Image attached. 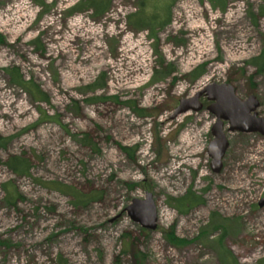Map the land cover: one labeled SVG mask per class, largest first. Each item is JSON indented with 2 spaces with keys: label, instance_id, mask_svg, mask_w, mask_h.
<instances>
[{
  "label": "rangeland",
  "instance_id": "obj_1",
  "mask_svg": "<svg viewBox=\"0 0 264 264\" xmlns=\"http://www.w3.org/2000/svg\"><path fill=\"white\" fill-rule=\"evenodd\" d=\"M78 1L0 0V264H264V137L226 125L214 174L209 103L169 120L181 98L223 83L255 96L264 119V65L252 63L264 52V0H177L157 45L126 25L138 0L67 14ZM160 60L172 73L152 82ZM12 68L41 95L12 83ZM11 156L27 175L5 166ZM147 193L155 231L125 211ZM171 228L183 242L164 239Z\"/></svg>",
  "mask_w": 264,
  "mask_h": 264
},
{
  "label": "water",
  "instance_id": "obj_2",
  "mask_svg": "<svg viewBox=\"0 0 264 264\" xmlns=\"http://www.w3.org/2000/svg\"><path fill=\"white\" fill-rule=\"evenodd\" d=\"M201 99H205L209 103L205 110L215 119L211 128L213 140L208 146L207 154L211 159V171L214 174H219L222 170L223 158L229 147L224 126L227 125V132L230 133H258L264 137V119L257 114L259 101L255 96L250 95L244 100H240L236 96L234 87L223 83L206 85L193 96L181 98L173 110L170 120L188 112L202 111ZM262 205H264V199L259 203L260 207ZM125 211L129 218L139 224L142 229L156 230L158 218L151 193H147L143 200L133 199Z\"/></svg>",
  "mask_w": 264,
  "mask_h": 264
},
{
  "label": "trees",
  "instance_id": "obj_3",
  "mask_svg": "<svg viewBox=\"0 0 264 264\" xmlns=\"http://www.w3.org/2000/svg\"><path fill=\"white\" fill-rule=\"evenodd\" d=\"M112 1L113 0H79L72 8L68 10L67 14L73 15L74 13L90 12V14L94 15L95 17H101L108 12L109 6ZM176 1L177 0H166L163 2V4L160 5L161 3L160 0H138L135 11L126 16V25H128V27L130 29H133L134 31H143V30L147 31L149 39H151L154 42V44L157 45L158 31H160L161 29H164L169 24L170 11ZM221 1L222 0H209V3L211 4L213 8L221 7L222 9V4L219 3ZM219 4H221V6H219ZM39 5H41L42 7L44 6L42 1L39 2ZM35 43L36 41L33 42V44ZM155 52H157L156 47H155ZM252 63L256 67L257 72L258 73L261 72L263 70V65H264V52L257 59L253 60ZM163 64L164 62L162 60H160L158 63L161 69L163 68L162 67ZM5 72L8 74V77L12 83L22 87L30 95L34 97H36L37 95H41V93L39 92V90L34 84L24 81V78L19 73L18 69L16 68L7 69L5 70ZM171 73H172V70H169V69L165 70L164 68L160 72L155 71L152 77V82L156 81L157 77H159L160 79H165ZM204 74H205V71L202 70L201 67H199L198 69L194 70L189 75L192 77L193 81H196ZM103 88H105V84L100 83L98 85H94L91 89L97 90V89H103ZM38 99L39 100H37L36 102H39V103L47 102V99H45L44 96ZM130 108H132L135 114L138 115L139 117L151 115L150 109L136 110V108H134L132 104L130 105ZM42 117L43 116L41 114L40 118ZM155 140L156 141H154V145H156V142L158 140L157 136L155 137ZM136 149H137V146L133 148H122V150L128 155L129 153H131L129 155L130 157L134 155ZM4 164L12 173L19 175V176L27 175L30 170L26 166V163L20 157H17V156L9 157ZM4 188H5V185H4ZM7 198L10 199L9 196ZM75 200H76V203H86L87 201L91 200V197H89L88 199L87 198L85 199L76 198ZM193 200H196V198H193L192 201ZM220 224L221 223H219L215 227H212V229L218 230V228H222V225ZM205 231H208L207 228ZM163 237L170 244L176 245L178 243L183 242V240H178L175 237L174 231L172 228L169 231H164ZM135 261H136V264H143L141 260L135 259ZM58 263L64 264L61 262L60 257L58 258ZM223 263L224 264H236V262L232 259L230 261H224Z\"/></svg>",
  "mask_w": 264,
  "mask_h": 264
},
{
  "label": "built area",
  "instance_id": "obj_4",
  "mask_svg": "<svg viewBox=\"0 0 264 264\" xmlns=\"http://www.w3.org/2000/svg\"><path fill=\"white\" fill-rule=\"evenodd\" d=\"M181 91L183 92V89H180V91H179V94H181ZM170 120V119H169ZM148 150H149V148L147 147V153H148ZM141 152V151H140ZM145 153H146V151H144ZM146 153V154H147Z\"/></svg>",
  "mask_w": 264,
  "mask_h": 264
},
{
  "label": "bare ground",
  "instance_id": "obj_5",
  "mask_svg": "<svg viewBox=\"0 0 264 264\" xmlns=\"http://www.w3.org/2000/svg\"><path fill=\"white\" fill-rule=\"evenodd\" d=\"M189 113V112H188ZM185 114H187V113H185ZM184 115V114H183ZM180 116V115H179Z\"/></svg>",
  "mask_w": 264,
  "mask_h": 264
},
{
  "label": "flooded vegetation",
  "instance_id": "obj_6",
  "mask_svg": "<svg viewBox=\"0 0 264 264\" xmlns=\"http://www.w3.org/2000/svg\"><path fill=\"white\" fill-rule=\"evenodd\" d=\"M225 126H226V125H225ZM225 126H224V127H225Z\"/></svg>",
  "mask_w": 264,
  "mask_h": 264
}]
</instances>
